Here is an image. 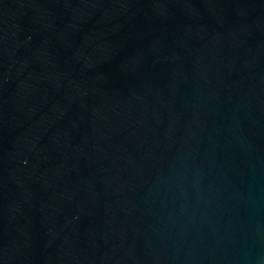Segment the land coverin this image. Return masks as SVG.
Instances as JSON below:
<instances>
[{"label": "water", "instance_id": "95a60500", "mask_svg": "<svg viewBox=\"0 0 264 264\" xmlns=\"http://www.w3.org/2000/svg\"><path fill=\"white\" fill-rule=\"evenodd\" d=\"M0 264H264V0H0Z\"/></svg>", "mask_w": 264, "mask_h": 264}]
</instances>
